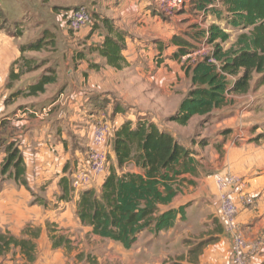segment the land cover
Instances as JSON below:
<instances>
[{
	"label": "crops",
	"instance_id": "1",
	"mask_svg": "<svg viewBox=\"0 0 264 264\" xmlns=\"http://www.w3.org/2000/svg\"><path fill=\"white\" fill-rule=\"evenodd\" d=\"M121 1L118 5L120 15L112 19L125 36L124 67L113 69L99 56L98 45L105 33L95 45L93 36L88 38V29L73 32L80 47L62 54L56 68V82L36 97L16 99L8 107L12 116L7 118L2 112L8 91L3 93V90L9 80L10 67L20 52L13 44L9 47L6 44L9 42L0 46V233L30 240L34 246L32 260H28L19 248L12 247L0 256V264H73L74 252H69L74 239L78 238L77 234L81 239L85 233L91 235V229L82 226L76 216L79 193L71 190L70 178L76 168L84 166L86 155L93 147L91 135L97 120L104 119L110 126L106 145L97 149L107 153L111 166L116 165L113 134L125 122L133 125L139 120L153 123L186 147L173 129L188 127L195 117L184 127L168 122L182 100H169L171 93L162 91L176 80L178 71L171 57L177 47L170 44L172 49L165 53L167 46L161 44L165 38L172 39L176 32H169L167 25L152 10L157 0ZM153 1L155 4L151 6ZM141 13H144L142 19H138ZM199 13L206 19L213 18L210 13ZM213 23L214 19L202 26L203 35ZM228 80L233 81L232 78ZM33 82H27L23 88ZM251 91L252 88L245 95H229L227 104L230 98L239 100V97H246L251 104L255 100ZM21 105L34 106L21 112L17 110ZM235 119L236 116H231L218 121L216 131L233 126ZM4 120L9 121L5 126ZM246 125L240 120L241 134L228 136L219 151L209 146L200 157L194 156L196 174L184 175L180 193L169 205L159 207L160 212L183 207L184 220L181 221V214H178L172 229L156 235L143 231L131 249L121 247L130 254L128 264H162L164 255L169 252L165 251L169 247L168 241L171 255L179 256L180 249H184L183 256L175 258L177 264H230L231 237L221 221L213 181L215 174L240 178L242 185L239 188L228 189L234 200L238 201L239 189L254 198L252 206L238 203L236 222L247 243L245 255L249 264L264 263V142L257 137L258 129L251 132L249 128H243ZM246 132L250 137L245 135ZM10 143L20 151L26 186L17 184L9 173L1 174L5 149ZM62 178L68 181V192L64 195L59 184ZM104 178L94 180L92 188L98 187V190ZM213 219L216 224L211 223ZM187 220L190 226H186ZM193 231L200 234H193ZM184 240L211 241L192 260L189 251L197 243L185 245Z\"/></svg>",
	"mask_w": 264,
	"mask_h": 264
},
{
	"label": "trees",
	"instance_id": "2",
	"mask_svg": "<svg viewBox=\"0 0 264 264\" xmlns=\"http://www.w3.org/2000/svg\"><path fill=\"white\" fill-rule=\"evenodd\" d=\"M193 1L195 8L210 13L215 23L208 27L207 37L201 34L192 39L198 42L206 37V42L213 48L212 56L220 67L217 70L205 60H198L184 68L190 89L177 111L167 119L182 127L187 126L193 117H207L225 107L229 95L247 94L254 74L260 76L255 86L264 85V0H219L220 7L214 5L215 0ZM212 4L214 6L208 8ZM101 23L105 35L99 53L107 66L121 70L126 64L122 55L125 47L123 34L108 19H101ZM228 28L243 32L232 47L224 50L222 44L229 39L225 31ZM172 45L177 47L171 56L174 60L191 51L190 44L181 38H173ZM40 48L41 41L38 40L20 46L19 52L22 55ZM19 76L13 68L10 69V82ZM56 79L55 72L41 74L13 96L36 97ZM112 147L116 165L108 169L98 191L91 188L79 193L76 216L82 226L91 229L92 235L129 250L141 232L156 235L172 229L178 214H181V221L184 220L183 207L164 212H160L159 207L169 205L180 193L185 182L182 177L195 175L197 162L194 152L172 134L142 120L135 125L125 122L115 130ZM5 151L1 174L9 173L8 176H13L17 184L26 186L20 151L14 143L8 144ZM124 168L128 171L123 172ZM59 184L64 195L68 192V181L62 178ZM210 241L197 243L190 249L192 260ZM12 247L19 248L28 260H32L34 246L30 240L0 233V256Z\"/></svg>",
	"mask_w": 264,
	"mask_h": 264
},
{
	"label": "rangeland",
	"instance_id": "3",
	"mask_svg": "<svg viewBox=\"0 0 264 264\" xmlns=\"http://www.w3.org/2000/svg\"><path fill=\"white\" fill-rule=\"evenodd\" d=\"M138 1L139 3H143V0ZM149 1L150 0H148V2ZM121 2V0H0V46L3 43L9 42L6 43L7 45L9 44V47L10 44L11 46L13 44L14 49H18L19 51L20 46L38 40L41 41V48L38 51H26L22 55L20 54L12 63L10 69L13 68L14 73L20 76L17 80L11 82L8 80V83L5 84L3 93L7 90L8 95L3 102L5 109L3 112L0 110V116L1 112L2 114L4 113V117L6 118L12 116L10 111H8V107L16 99L21 98L20 100H22L26 98L22 95L13 96V94L19 90L21 91L27 82L34 81L41 74H45L49 71L56 73V68L63 56L62 54L65 51L67 52L76 47H80V41L74 40V33L69 31L66 27V18L71 10L85 8L90 13L91 24L86 28L88 29V38L93 36L92 39L95 41L94 44L98 45V42L101 41L100 38L102 34L105 33L101 19H108L113 25L118 27L116 21L112 18H116L117 15H120L118 5H120ZM193 3V0H187L185 8L179 9L172 17L159 15L157 12V4L156 7L151 8L155 10L156 15L167 25L166 28L169 32H176L173 38L185 40L190 44L189 49L196 52L199 41L197 42L192 38L200 37L203 33L202 26L208 25L210 20L214 18L211 17V19H206L201 16L199 13L200 11L195 8ZM154 4L153 1L150 5L154 6ZM215 6L220 7L219 0L215 1ZM145 9L148 8L146 7ZM143 15L144 13L139 14L138 19H142ZM225 31L229 34V39L226 43L222 44V48L227 50L234 45L237 37L243 31L232 28L225 29ZM244 32H247V30ZM170 34L168 37H170ZM123 37L125 36L123 35ZM172 39H163L164 43L161 45L167 46L165 53L170 51ZM98 46L101 47V45ZM209 48H212V46L207 44V49ZM99 56L102 57L100 54ZM102 60L105 63L103 57ZM198 60H200V58L197 55H192L183 64L181 63V58L174 60L175 67H177L178 71L175 73L176 80L169 84L168 89L164 88L162 90L163 93L172 94H170L171 98L169 95V100L176 99L180 101L185 97L187 91L190 89V81L185 74L184 68ZM259 78V75H253L250 88H252L251 96L254 97L255 100L251 104H248L246 97H239V100L230 98L229 103L225 107L213 111L207 117H195L188 127H174L173 131L176 133L177 138H179L187 148L194 152L195 157H200L205 151V148L209 146L219 151V147L222 146V141L228 136L230 137L238 133L241 134L242 130L239 127L240 120L243 123H247V127L244 126L243 128H249L251 132L258 129L257 137L261 138L262 142H264V85L261 87L255 86ZM10 83L11 87L8 86ZM60 91L62 90L60 89ZM33 106L34 105H21L17 110L21 112L25 109L31 110ZM38 109L39 107L36 108V110ZM231 116H236L234 125L225 127L223 130L217 132L216 124L218 121L220 122ZM241 116L242 118L240 119ZM8 122L7 120L2 121L3 126L8 124ZM245 135L250 137L247 132ZM110 167L111 165L109 163L108 169ZM126 171H128V168L123 169V172ZM97 188L92 189L98 191L100 187L98 190ZM216 222V219L211 221L212 224H216ZM187 225H191L188 220L186 226ZM194 233L200 234L199 232L193 231V234ZM77 236L78 238L74 239L73 246L69 252V254L74 252L73 264H128L130 254L124 251L119 244L106 239H98L93 237L92 234L89 235V233H85L82 239L79 234H77ZM183 243L189 245L197 242L184 240ZM166 245H169V247H166L167 249H165V251L169 252H167L168 255H164L162 264H177L175 263V258L182 257L184 249H180L179 256L175 254L171 255L170 242H166ZM111 256H113V258H111Z\"/></svg>",
	"mask_w": 264,
	"mask_h": 264
},
{
	"label": "built area",
	"instance_id": "4",
	"mask_svg": "<svg viewBox=\"0 0 264 264\" xmlns=\"http://www.w3.org/2000/svg\"><path fill=\"white\" fill-rule=\"evenodd\" d=\"M216 1V0H215ZM187 0H157V9L165 17L173 16L179 9L185 8ZM215 5V4H214ZM209 5L208 8H212ZM91 24V15L85 8H76L68 13L66 18V27L69 31L77 33L87 28ZM207 37V33L205 34ZM206 37L199 41L196 52L191 51L181 57L183 64L192 55L199 56L200 60L216 67L219 70L220 63L217 62L212 54L213 48L207 49ZM210 45V44H209ZM110 135V126L104 119L97 120L94 123L90 148L86 155V161L83 167L76 168L70 178L71 190L80 193L84 190L91 189L94 180L103 178L108 169V156L105 151L97 149L98 146L106 145ZM213 181L219 201V211L221 221L226 232L231 237V261L230 264H249L245 255L247 246L244 235L237 226L236 218L239 214L238 203L252 206L254 198L247 196L242 190H238V201L234 200L229 194L228 189L232 187L239 188L242 185L240 178L233 175L215 174Z\"/></svg>",
	"mask_w": 264,
	"mask_h": 264
}]
</instances>
